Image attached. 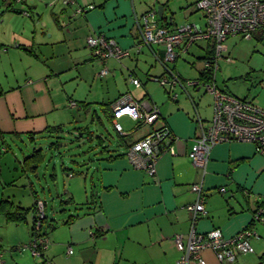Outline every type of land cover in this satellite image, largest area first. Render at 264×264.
<instances>
[{"label": "crops", "instance_id": "0c3cea01", "mask_svg": "<svg viewBox=\"0 0 264 264\" xmlns=\"http://www.w3.org/2000/svg\"><path fill=\"white\" fill-rule=\"evenodd\" d=\"M75 2L0 0V131L6 143L2 147L3 154L11 149L7 143L10 138L28 139L34 143L38 138L64 134L66 125L75 119L74 111L91 115L86 112L89 108L84 109L79 106L81 104L98 106L107 117L109 113L113 114L115 104L127 98L156 106L160 110V120L151 127L129 117L120 119L126 137L123 143L117 144L120 149L109 141L105 143L109 146L107 149L99 147L95 139L89 141L87 133L93 131L87 127L73 129L74 135L77 134V140H74L89 145L83 154L93 152L94 158L82 165L95 168L96 192L90 201L87 199L90 206L82 217L76 212L83 211L77 208L83 201H77L78 193L71 194L66 190L65 194L71 198L68 206L76 205V212L64 223V228L51 229L50 233H53L50 238L47 235L49 245L43 251V257L33 256L29 249H20L34 238V213L30 211L36 202L33 188L32 206L26 207L10 188L15 186V181L7 183L2 180L0 172V200L29 211L24 222L7 220L0 213L2 264H178L183 253L178 251L173 239L175 235L186 238L192 228L187 207L196 202L197 196L191 187L199 183L206 194V215L198 219L196 232L205 234L220 230L225 238H232L251 229L255 232L251 239L254 252L238 254L231 264H264V224H253L255 210L263 203L264 155H259L252 143L225 142L212 149L205 172L194 167L189 154L200 134V123L207 126L214 115V97L212 104L208 105L212 112L209 118L201 115L189 92L200 94L204 89L206 93L204 86L182 83L173 92L162 87L168 96L179 92L172 101L174 104L163 106L159 102L164 100L153 101L149 83H156L155 78L171 77L163 64L164 46L151 45L143 40V16L155 12V9L147 11V0ZM74 8L76 11L79 8L89 10L83 15L75 10L72 14ZM162 8V17L156 11L158 22L165 16V20L159 22L161 26L173 28L178 25L167 19ZM35 13L38 23L33 18ZM96 34L115 40L121 48L128 50L129 55L121 60L109 58L105 62L94 58L87 39ZM195 47L201 54H197L198 59L204 63L212 47L202 40L187 51L183 46L178 48L179 57L190 52L195 54L192 51ZM170 65H167L168 69L176 75V66ZM104 69L108 74L102 77ZM203 70L198 69L199 78ZM133 79L139 80L141 86L136 87ZM181 95L187 99L180 102ZM71 102L77 106L72 107ZM190 106L193 116L186 111ZM95 108L94 117L97 114ZM91 119L98 121L99 129L105 127L100 116ZM123 119H126L125 124L121 121ZM162 125L170 131L174 154H163L156 165V176L150 177L144 170L131 165L126 152L131 144ZM58 126L63 127V132H56ZM125 126L128 127L124 129ZM93 134L95 137L104 136L102 133ZM59 147V143H51L49 149L58 150ZM98 152L102 156H98ZM25 159L22 169L26 174L36 173L44 163L36 170L28 171ZM67 173L72 177L76 174L74 170ZM222 188L225 193L220 192ZM228 190L229 197L225 195ZM37 200H42L40 195ZM30 214L32 222L28 226ZM71 217H74L71 223H67ZM71 246L73 254H69ZM200 257L204 264H223L210 249L202 250ZM190 264L200 263L192 258Z\"/></svg>", "mask_w": 264, "mask_h": 264}, {"label": "built area", "instance_id": "2783aa9c", "mask_svg": "<svg viewBox=\"0 0 264 264\" xmlns=\"http://www.w3.org/2000/svg\"><path fill=\"white\" fill-rule=\"evenodd\" d=\"M74 2V0H65V3L69 4ZM196 6L206 19L204 27L194 23L176 25L173 28L161 26L156 19L157 12L150 11L143 16L142 35L143 40L148 44L162 45L165 48L163 64L171 77L153 80L170 92L182 84L167 67L168 64L177 62L178 48L183 46L187 51L200 40L211 44V55L204 61V70L209 71L213 79L209 82L202 79L188 82L191 86H204L206 91L214 96V115L207 126L200 123V134L195 138L194 147L189 154L194 167L205 172L212 149L225 142H249L256 146L259 154L264 155V107L256 106L247 98L240 99L227 94L216 85V74L220 69L219 61L225 60L228 63L232 61L226 45L228 39L242 37L250 40L258 31L264 29V0H198ZM93 8L92 6L91 9ZM88 10L79 8L76 12L83 15ZM26 15L29 16V14ZM87 46L92 56L103 62L109 58L121 60L129 55L128 50L121 48L115 40L107 38L104 34L90 36L87 39ZM107 74V69L101 71L102 77ZM132 83L136 87L141 86V82L137 79H133ZM176 98L177 95L173 93L172 99ZM70 105L76 107L77 103L71 102ZM113 116L114 130L124 135L119 123L120 119L129 117L134 122L152 127L160 120L161 114L156 106L126 98L115 104ZM171 142L170 131L162 125L153 129L145 138L133 143L128 148L126 156L134 168L144 170L150 177H154L160 157L166 153L174 154ZM191 190L197 196L196 202L187 207L192 228L186 238L175 235L173 239L178 251L183 253L178 264H190L192 258L204 264L200 257V252L204 249L212 250L223 264L233 263L238 254L253 253L251 239L255 236V232L251 229L243 230L232 238H225L220 230L205 234L196 232L195 225L198 219L206 215V194L200 183L192 185ZM220 192L225 193V188L220 189ZM46 220V202L37 200L34 205L35 236L28 245L20 249H29L33 256L43 257V251L49 245L47 232H45ZM256 223L264 224V208L260 207L256 210L253 224ZM69 254H73L71 247ZM1 257L0 250V264H2Z\"/></svg>", "mask_w": 264, "mask_h": 264}, {"label": "rangeland", "instance_id": "374dc122", "mask_svg": "<svg viewBox=\"0 0 264 264\" xmlns=\"http://www.w3.org/2000/svg\"><path fill=\"white\" fill-rule=\"evenodd\" d=\"M147 1L149 3L147 4L148 7L146 6L147 11L150 8L158 11L159 8L164 6L167 19H172L178 25L185 23H194L202 27L206 25V19L204 18L203 13L197 10L196 3L198 0ZM75 9L76 8L73 9L72 14ZM36 17L35 13V17L33 18L35 22L38 23L39 18ZM43 24L44 22L41 23L42 26ZM261 31L262 30L258 31L256 34L260 35L262 33ZM254 36L250 40L243 39L242 37H231L228 39L226 45L228 47L229 57L232 61L230 63L225 60L219 61L220 69L216 74V85L220 90H225L238 98L254 100L257 105L263 107L264 34L260 38ZM192 51L195 54H192L191 52L190 54H183L178 58L176 63H171L170 65L171 67H174V65L176 66L178 71L176 76L179 78L181 83L197 81L199 79L198 69L204 68V63L199 60L197 56V54L201 55L200 51L196 47L193 48ZM149 86V89L152 90L150 94L152 95V99L155 103L164 100L163 102H159L163 104V106H170L174 104V102H172V94L171 96L166 95L164 89L158 82L149 83ZM189 92L194 101L198 104L201 115L209 118L212 112L208 105L212 104V97L214 96H211L209 92L205 93L204 89L200 92V94H196L190 90ZM177 93L175 94L177 95ZM184 95L180 96V102L185 100L184 98L186 97ZM79 106L81 107L84 105L81 104ZM94 108L95 107L92 105L89 107L86 112L89 111L91 115L88 116H86L87 113L82 111H74L73 114L75 119L71 122V124L66 125L64 128V134H54L52 137L38 138L34 143H31L28 139H7L8 146L11 149L0 158V172L2 180L5 179L7 183L15 181V186H10V188L14 190V195L17 196L16 199L20 200L24 206L31 207L33 203L31 188H33L34 193L40 195V198L46 202L47 220L45 223V232H48L49 238L51 236L50 234L53 233H50V225L55 228V231L57 229L64 228V223L72 214L76 212V205H65L61 207V201L69 199V196L65 194L66 190L70 191L71 194H74L75 192L78 193L76 199L79 200L77 201H83V203L77 205V208L82 209L83 211L80 210L76 212V214H79L82 217L87 213V207L90 206V204H87V199L90 201L93 197L92 195H95L96 192L94 188V184H96L95 168L88 167V164L84 167L82 165L89 158H94L93 152L83 154V152L88 151L87 149L89 145L78 144L75 141L77 140V134L74 135L73 132L75 131H73V129L75 127H87L95 133H102L104 134V138H106L107 142L109 141L108 143L114 145L116 149H120V147L117 146L120 141L117 132L114 130L113 123H109L105 113L101 111L98 106L95 108V111L102 118L105 127L99 129V127H97L99 126L97 124L98 121H92L91 118L95 115ZM186 111L193 116V108H191V106L190 109L186 108ZM97 114L94 118L97 117ZM125 120L126 119H123L121 121L124 123ZM129 125H133V123H129ZM126 127L128 126H125L124 129H126ZM51 143H59L61 147H59L58 150H50L49 148ZM34 149L43 150L45 154V161L43 165L37 169L36 173L26 174L22 169L24 166L22 162L26 157L32 154ZM100 154L101 153L98 152L97 155L102 156ZM65 168L74 170V172H76L75 176H68V173L64 170ZM79 173L82 174L79 175ZM241 193L242 192L239 194ZM230 194V190H228L225 195L229 197ZM63 209L70 211L64 212ZM31 217L32 216L30 214L28 226L31 225ZM25 226L27 225H24L23 227ZM48 226L49 229L47 228ZM48 236L46 237L48 238ZM262 241L264 242V240Z\"/></svg>", "mask_w": 264, "mask_h": 264}, {"label": "trees", "instance_id": "16d2710c", "mask_svg": "<svg viewBox=\"0 0 264 264\" xmlns=\"http://www.w3.org/2000/svg\"><path fill=\"white\" fill-rule=\"evenodd\" d=\"M75 3L76 2H74V4ZM164 10H165V8H164ZM162 20H165V16L164 15H163L162 19L159 18V22H162ZM261 32L262 33L260 35L256 34L254 37H259V38L262 37L263 34H264V29ZM210 55L211 54L206 56L204 59L208 60L210 58ZM210 75H211V73L209 71L203 70V72L200 73V78L199 79H202L203 81L209 82V81H211L213 79L212 77H210ZM81 107L84 108V109L89 108L88 104L84 105V106H81ZM92 118H94V116ZM97 118L99 119V116H97ZM113 118H114L113 114L109 113V115L107 116V120L109 121V123H113ZM92 121H94V120H92ZM102 125H104V124L102 123ZM55 130H56L57 133H61V132H63V127L62 126H58V127L55 128ZM78 131H80V130H78ZM81 134L85 135L84 131H81ZM87 134H88V140L89 141H93V139H95L97 141V143H98L97 145L99 147H101V148L103 147V149L105 147V149H107L106 147H108V146L105 144L107 140H106V138H104V136H100V137L96 136L95 137L93 132H88ZM118 138H119L120 143H123V141H125L126 137H124L123 135L118 134ZM5 144L6 143L4 141V134L0 131V156L3 154L2 147H4ZM44 160H45V154H44L43 150L42 149H38V150L34 149L32 154L25 159V161H24L25 163L24 164H25L26 169L28 171H31V170H36L44 162ZM64 170L66 172H70V173L72 172V169L65 168ZM79 174L81 175V173H79ZM34 196L36 198L35 200L37 201V194L34 193ZM70 199H68L66 201H61V207L71 203ZM260 207L264 208V200H263V203L258 206V208H260ZM30 211L32 213H34V206L32 207V209ZM0 213L4 214V216L6 217L7 220L17 221V222H24L26 220V217H27V214L29 213V211L26 210V209H22L20 207H14L12 204L10 205L9 203L4 202L3 200H0ZM73 218L74 217H71V219L67 223H71ZM52 228H53V226L50 225V229H52ZM48 229H49V226H48ZM47 235H48V232H47ZM34 236H35V234H34V227H33V237Z\"/></svg>", "mask_w": 264, "mask_h": 264}, {"label": "water", "instance_id": "95a60500", "mask_svg": "<svg viewBox=\"0 0 264 264\" xmlns=\"http://www.w3.org/2000/svg\"><path fill=\"white\" fill-rule=\"evenodd\" d=\"M162 11H163V8H162V7L158 9V15H159V17H162V14H163ZM256 210H257V209H256ZM256 210H255V213H256ZM255 213H254V214H255ZM253 220H254V219H253Z\"/></svg>", "mask_w": 264, "mask_h": 264}]
</instances>
